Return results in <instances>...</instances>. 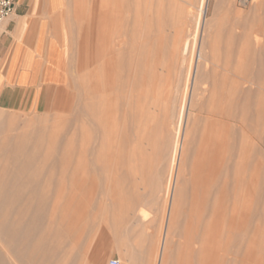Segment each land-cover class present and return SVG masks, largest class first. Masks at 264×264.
<instances>
[{
	"label": "rangeland",
	"instance_id": "1",
	"mask_svg": "<svg viewBox=\"0 0 264 264\" xmlns=\"http://www.w3.org/2000/svg\"><path fill=\"white\" fill-rule=\"evenodd\" d=\"M204 1L171 0L167 5L166 0H162L164 4L160 0H118L121 9L111 32L108 34L104 19L91 34L88 20L96 12L102 16L105 0H68L65 31L70 49L69 82L43 92L42 99L28 109L0 108V128L4 131L0 129V140L6 138L0 150V177L17 174L23 178L11 181L6 204L0 206V222L4 219L8 224L7 235L0 234V254L6 264H108L114 258L120 264H156L154 250L165 226L169 188L176 174V145L183 134L185 151L177 171L179 191L174 200L177 222L163 264L204 263L199 248L212 214L217 222L212 264H264V100L255 85H249L246 127L239 121H230L228 129L219 125L218 130L214 125L213 132L220 133L222 140V171L201 187L194 169L200 140L212 131L206 112L212 108L211 102H218L217 96L223 92L224 96L228 85L237 84L244 75L256 79L260 74L264 80V0ZM162 5L169 7L167 12ZM201 42V53L210 61L207 66L203 57H198ZM197 62L204 82L193 89ZM213 81L219 85L217 96L211 99ZM240 94L235 93V102ZM93 100L96 102L91 105ZM94 104L101 116L95 115ZM230 111L241 116L238 110ZM133 116L139 122L132 120ZM148 122L144 140L139 139L140 125L149 127ZM25 132L42 135L39 146L25 148L37 154L9 157L11 139ZM100 142L105 145L101 147ZM139 144L146 147H142L143 152ZM235 146H239L236 151ZM238 149L247 150L250 157L245 158V154L239 160ZM133 150H139L141 156ZM230 155L232 161L227 162ZM224 164L231 170L228 179ZM21 181L24 187L17 184ZM245 243L249 244L247 249ZM194 251H198L196 255Z\"/></svg>",
	"mask_w": 264,
	"mask_h": 264
},
{
	"label": "bare ground",
	"instance_id": "2",
	"mask_svg": "<svg viewBox=\"0 0 264 264\" xmlns=\"http://www.w3.org/2000/svg\"><path fill=\"white\" fill-rule=\"evenodd\" d=\"M157 1V0H156ZM159 1V0H158ZM161 1V3L160 2H158V4L160 3V4H164V3H162V0H160ZM169 1H171V0H169ZM168 0H166V2H167V5L169 4V5H171V3H168L169 2ZM175 1V0H174ZM206 1V0H205ZM204 1V2H205ZM117 2H118V0H105V4L103 5L104 7H103V12H102V16H100L99 14H96V13H94L93 15H92V17L93 18H91V17H89V18H91L90 20H88L89 21V29L91 28V34L96 30V28L98 27V25H99V23L101 22V21H103L104 19H105V25H107V28H108V34H109V32H111V30H112V26H114V24H115V22H116V20L115 19H117L116 17H117V13H118V11H119V9H121V5H117ZM152 2H153V0H152ZM178 1H176V3H177ZM173 3V2H172ZM175 2L173 3V4H176ZM158 4H157V10L160 8V5L158 6ZM204 5V4H203ZM163 7H164V5H162ZM178 6V3H177V5H176V7ZM94 7H96V4L94 3L93 4V8ZM176 7H171V10H173L174 8H176ZM204 7V6H203ZM203 7H201V9L199 10V11H201L202 13L204 12V8ZM155 8V7H154ZM165 9L164 10H166V12H167V9L169 8V7H164ZM94 10H96V9H94ZM161 10V9H160ZM122 11V10H121ZM160 12V11H159ZM162 12V11H161ZM168 12H169V10H168ZM174 13H175V11H173ZM200 12V14H202ZM158 13V12H157ZM166 14V13H165ZM169 14V13H168ZM168 14H166V15H168ZM173 14V13H172ZM156 15V14H155ZM158 15H159V13H158ZM204 15V14H203ZM202 15V16H203ZM161 16H162V13H161ZM205 16V15H204ZM159 17H160V15H159ZM102 18V19H101ZM164 18V17H163ZM170 21V20H169ZM159 25V24H158ZM176 25V24H175ZM160 27H162V25H160ZM176 27H178V26H176ZM203 28V27H202ZM163 29V28H162ZM161 29V30H162ZM171 29V28H170ZM157 31V30H156ZM163 31V30H162ZM177 31V30H176ZM175 32V31H174ZM164 33H166V31L164 32ZM176 33V32H175ZM157 34H158V32H157ZM174 34V33H173ZM202 35V34H201ZM169 36V35H168ZM162 37V36H161ZM177 37V36H176ZM256 37V36H255ZM166 38V37H165ZM164 38V39H165ZM177 38H179V37H177ZM259 38V36L257 37V38H255V39H258ZM92 39V38H91ZM157 39H158V37H157ZM160 39V38H159ZM171 39V41H172V38H170ZM243 40H245V39H243ZM247 40V39H246ZM260 40V39H259ZM259 40H257V42L259 41ZM155 41H156V39H155ZM202 41V40H201ZM93 42V41H92ZM158 42V41H157ZM245 42V41H244ZM256 42V43H257ZM162 43V42H161ZM167 43V42H166ZM163 44V43H162ZM170 44H172V43H170ZM248 44V43H247ZM155 46V45H154ZM179 47V46H178ZM199 48V55H198V57L199 58H201V57H203V59H204V61H205V66H207L208 64V59H207V57L206 56H203L202 55V48H203V42H201L200 43V46H198ZM160 48V47H159ZM202 52V53H201ZM171 54V53H170ZM204 54V53H203ZM175 55H176V53H175ZM142 56V55H141ZM177 56H178V54H177ZM181 56V55H180ZM160 57V56H159ZM161 57H163V56H161ZM179 57V56H178ZM166 59V58H165ZM148 60V59H147ZM156 60V59H155ZM164 60V59H163ZM181 60V59H180ZM149 61V60H148ZM177 61V60H176ZM142 62V61H141ZM210 62V61H209ZM162 63H163V61H162ZM156 64V63H155ZM161 64V63H160ZM167 65V64H166ZM200 65V64H199ZM138 67V66H137ZM142 67V66H141ZM154 67V66H153ZM164 67V66H163ZM152 68V67H151ZM96 70V69H95ZM140 70V69H139ZM152 71H153V69H151ZM163 70V69H162ZM202 69L198 66V62H197V64H196V66H195V68H194V75H193V80H192V84H193V89H194V87H197L198 86V84H202V82H204L203 80H202V75H203V72L201 71ZM95 72V71H94ZM155 72V71H154ZM191 72V71H190ZM91 73V72H90ZM136 73V72H135ZM92 74V73H91ZM138 74V73H137ZM151 74V73H150ZM93 75V74H92ZM94 75L96 76V74L94 73ZM153 75V74H152ZM156 75V74H155ZM157 76V75H156ZM156 76H155V78H153V79H156ZM249 76V75H248ZM208 77V76H207ZM250 77V76H249ZM249 77H246L245 78V75H244V77L242 76V79L239 81V82H237V84H235V83H233V82H231L228 86H229V88H228V90H227V93H225V95L223 96L222 94H224V92L223 93H221L220 95H218L217 96V93H216V89H217V87H218V85L219 84H217L216 85V83H219V81H220V79H219V81L218 82H215V81H213V84H212V90H211V95L210 96H212L211 97V99H214L216 96L218 97V102H217V100H216V103L214 102V100H213V102H211V105H213V106H211L212 108H210L208 111H206L208 114H209V116H207V119L211 122V124H210V129L212 128V131L210 132L211 134H209V133H205L204 135H203V137H202V140H200L202 143H201V145H200V147H199V150H198V153H197V157L195 156V158H196V161H195V159H194V169H196V173L198 174V177H199V185L201 186V187H204L206 184H208L209 183V178L211 179V176H213V175H216L217 173H219L220 172V170H221V163H222V161H223V157H222V155H220V144H221V137H220V133L219 134H215L216 132H213V130H214V127L217 125V127L219 126V125H223V126H226V128H227V126H228V124L229 123H231L230 121H239V122H241V124H242V127H246L247 125H246V118H248V107H249V105H250V100H249V98H250V95H251V87L252 86H250L249 87V85H255V90L259 93V95H261V97H262V99L264 100V80L261 78V76H260V74L259 75H257L256 76V79H252V78H249ZM102 77L100 76L99 77V79H101ZM105 77H103L101 80H103ZM92 79V78H91ZM206 80V79H205ZM223 80V79H222ZM224 81V80H223ZM139 82V81H138ZM151 82V81H150ZM163 82V81H162ZM169 82V81H168ZM206 82V81H205ZM225 82V81H224ZM100 83V82H99ZM221 83H223V82H221ZM103 84V83H102ZM107 84V83H106ZM127 84V83H126ZM137 84V83H136ZM151 84V83H150ZM154 84V83H153ZM156 84V83H155ZM205 84V83H204ZM208 84V83H207ZM228 84V83H227ZM226 84V82H225V85H227ZM248 86H247V85ZM98 85V84H97ZM129 84H127V86H128ZM146 85V84H145ZM223 85H224V83H223ZM224 85V87H227V86H225ZM99 86H101V85H99ZM103 86H106V85H103ZM123 86H125V84L123 85ZM127 86H125L126 88H127ZM217 86V87H216ZM221 86V85H220ZM97 87V86H96ZM109 87V86H108ZM124 87V88H125ZM206 87V86H205ZM101 88V87H100ZM129 88H130V85H129ZM172 88V87H171ZM105 89V88H104ZM110 89V88H109ZM149 89H150V87L148 88V92H149ZM162 89V88H161ZM205 89V88H204ZM219 89H221V88H219ZM98 90H100V89H98ZM141 90V89H140ZM152 91L154 90V89H151ZM223 90V89H222ZM151 91V92H152ZM218 91V90H217ZM221 91V90H220ZM226 91V90H225ZM100 92H102L101 90H100ZM140 92H142V91H140ZM150 92V93H151ZM167 92V91H166ZM216 93V95H214L215 93ZM222 92V91H221ZM236 92H238V94L239 93H241L240 95H242V97H240V96H238V98L240 97V99L237 101V102H235L236 100H235V97H234V95H235V93ZM95 93V92H94ZM97 93V92H96ZM95 93V94H96ZM105 93H107V92H105ZM149 93V94H150ZM91 94H93L92 92H91ZM94 94V97H96L97 95H95ZM152 94L153 93H151V96H152ZM161 94V93H160ZM166 95H167V93H165ZM103 95V94H102ZM146 95H147V93H146ZM202 95H204V94H202ZM142 97H144V94L143 95H141ZM150 98H151V96L150 95H148ZM92 97V96H91ZM93 97V98H94ZM109 97V96H108ZM107 97V98H108ZM139 97V96H138ZM137 97V98H138ZM148 97V98H149ZM223 97H225L224 98V100H225V104H222L221 102H222V99H223ZM102 98V97H101ZM111 98V97H110ZM105 99V98H104ZM130 99L132 100V98L130 97ZM140 99V98H139ZM142 99V98H141ZM146 101L147 100H149V99H147V96L144 98ZM191 99L192 98H190V100H189V104L191 103ZM211 99H210V101H211ZM90 100H92V98H90ZM125 100V99H124ZM127 100V99H126ZM161 100H163V99H161ZM235 100V101H234ZM101 101V100H100ZM152 101V100H151ZM206 101H207V99H206ZM210 101H209V103H210ZM260 101L262 102V100L260 99ZM93 102H94V100L92 101V104L91 105H93ZM96 102V101H95ZM94 102V103H95ZM105 102H106V99H105ZM105 102H104V100H103V103L105 104ZM131 102V101H130ZM154 102H155V99H154ZM91 103V102H90ZM107 103V102H106ZM112 103V102H111ZM150 103V102H149ZM137 104V103H136ZM155 104H158V103H155ZM97 105V104H96ZM196 105V104H195ZM104 106V105H103ZM106 106V105H105ZM104 106V107H105ZM139 106V105H138ZM181 106V105H180ZM210 106H208V108L210 107ZM90 107V106H89ZM92 107V106H91ZM95 104H94V106H93V109L95 110ZM113 107V106H112ZM129 107V106H128ZM214 107V108H213ZM226 107H228V109H229V111H226ZM106 108V107H105ZM158 108V107H157ZM203 108V107H202ZM101 109H102V107H101ZM107 109V108H106ZM105 109V110H106ZM124 109V108H123ZM143 109V108H142ZM156 109V108H155ZM154 109V110H155ZM159 109V108H158ZM230 109H234V110H238V111H240V113H241V116H236V114L234 113V112H232V111H230ZM92 110V109H91ZM94 110H93V112H94ZM112 110H113V108H112ZM127 110H129V109H127ZM139 110H141L140 108H139ZM149 110V109H148ZM200 110V109H199ZM204 110V109H203ZM202 110V111H203ZM95 111H97V110H95ZM106 111H108V110H106ZM123 111H126V110H123ZM150 111V110H149ZM187 111H189V110H187ZM237 111V112H238ZM98 112L99 111H97V113H95V115L96 114H98ZM137 112H138V110H137ZM136 112V113H137ZM141 112H142V110H141ZM140 112V113H141ZM152 112V111H151ZM151 112H148L149 113V116H150V113ZM154 112V111H153ZM160 112V111H159ZM107 113V112H106ZM109 113V112H108ZM125 113V112H124ZM131 113V112H130ZM129 113V114H130ZM135 113V111H133V114ZM135 113V114H136ZM140 113H138V114H140ZM143 113H145V111L143 112ZM157 113V112H156ZM173 113V112H172ZM101 114H103V113H101ZM112 114V113H111ZM142 114V113H141ZM140 114V115H141ZM147 114V113H146ZM153 114V113H152ZM202 114V113H201ZM104 115V114H103ZM109 115H110V113H109ZM157 115V114H156ZM155 115V117L156 118H158L157 116ZM172 115V114H171ZM97 116H101L100 114H98ZM108 116V115H107ZM124 116V115H123ZM136 116H137V114H136ZM135 116V117H136ZM143 116V115H142ZM149 116H147L146 118H148ZM199 116V115H198ZM204 116V115H203ZM135 117L133 116V118H132V120L134 119V120H136L135 119ZM145 117V116H144ZM143 117V118H144ZM194 117V116H193ZM237 117L239 118V120H237ZM107 118V117H106ZM141 118V117H140ZM150 118V117H149ZM155 118V119H156ZM173 118V117H172ZM201 118V117H200ZM108 119H110V118H108ZM152 119V118H151ZM104 121V120H103ZM106 121V120H105ZM109 121V120H108ZM138 120H136V122H137ZM155 121H158V120H155ZM167 121V120H166ZM181 121V120H180ZM195 121V120H194ZM203 121V120H202ZM109 122H111V121H109ZM139 122V121H138ZM105 123V122H104ZM133 123H135V121H133ZM149 123V127H148V124H144V125H140V127H139V129H141L142 127V130H140L141 131V134L139 135V139H143L144 140V135H146V132H147V128L149 129L150 128V122H148ZM151 123H152V121H151ZM162 123L163 122H161L160 123V126L162 125ZM200 123V122H199ZM136 124V123H135ZM135 124H134V126H135ZM140 124V123H139ZM194 124V123H193ZM209 124V123H208ZM132 125V124H131ZM158 125V124H157ZM156 125V126H157ZM215 125V126H214ZM233 125V124H232ZM97 127H98V125H96ZM102 126H104V125H102ZM159 126V127H160ZM201 126H202V124H201ZM230 124H229V127L228 128H230ZM239 126V125H238ZM108 127H110V126H108ZM159 127H157V129L159 128ZM241 127V128H242ZM96 128V127H95ZM107 128V127H106ZM132 128H133V126H132ZM161 128H162V126H161ZM166 128V127H165ZM222 128V127H221ZM227 128V129H228ZM2 131H3V129L2 128H0ZM8 129V128H7ZM156 129V128H155ZM156 129V130H157ZM205 129H207L206 127H205ZM218 130L220 129V126L217 128ZM243 129V128H242ZM98 130V129H97ZM97 130H96V132H97ZM109 130V129H108ZM111 130H112V128H111ZM117 130V129H116ZM136 130H137V128H136ZM162 130V129H161ZM160 129L158 130V131H161ZM225 130V129H224ZM104 131H106V130H104ZM110 131V130H109ZM165 131V130H164ZM168 131V130H167ZM4 132V131H3ZM96 132L94 133V134H96ZM161 132H163V131H161ZM198 132V131H197ZM209 132V131H208ZM225 132H227L226 130H225ZM224 132V133H225ZM228 132H229V130H228ZM227 132V133H228ZM242 132V131H241ZM100 133H101V131H100ZM107 133V132H106ZM157 133H159L160 134V136L161 135H163V134H161L160 132H157ZM231 133H233V132H231ZM151 134V133H150ZM230 134V133H229ZM233 134H236V133H233ZM97 135V134H96ZM99 135V137H100V139H101V137H103L102 136V134H101V136H100V134H98ZM107 135V134H106ZM155 135H158V134H156L155 133ZM225 135V134H224ZM228 135V134H227ZM226 135V136H227ZM42 136V135H41ZM40 136V137H41ZM233 136V135H232ZM243 136V135H242ZM40 137H38V135H36V136H33L32 135V133H24L23 135H19L18 136V138H15V139H11V142H10V144L12 145V149L9 151V153H8V156L9 157H12V158H19V157H24V158H27V157H34L36 154H37V152H36V150L35 151H33V152H28V151H26L25 150V148L26 147H28V146H30L31 144H32V147L34 148V147H37V146H39L40 145ZM137 137H138V135H137ZM136 136H135V138L138 140V138H137ZM94 138H95V136H94ZM107 138V137H106ZM134 138V137H133ZM155 138H156V136H155ZM160 138H162V136L160 137ZM223 138V137H222ZM226 138V137H225ZM232 138V137H231ZM147 139V138H146ZM163 139V138H162ZM152 140H153V138H152ZM157 140V139H156ZM155 140V141H156ZM175 140V139H174ZM174 140H173V142H174ZM184 140H185V137H184V134H183V136H182V138H181V140L179 141V142H177V145H176V150L178 151V155H177V160H176V164H175V168H176V174H175V177H174V181H173V184H172V186H171V188H169L171 191V199H169L170 200V202H169V205H168V209H167V216H166V221H165V226H164V229L162 230V235H161V239H160V241H159V245L158 244H156V249L154 250V252H155V257L157 258V263L156 264H163V260H164V258H165V256H166V252L168 251V249H169V245H170V240H171V234H172V229H173V225L177 222H175L174 223V220H175V205H174V200H175V197L177 196V194H178V187H176V180H177V175H178V169H179V166H180V162L182 161V157H183V154H184V152H183V150H184V143H186V142H184ZM190 140V139H189ZM235 139H233L232 138V141H234ZM241 140H243L242 138H241ZM5 141H6V138H2L1 140H0V150H2V148L5 146ZM100 141H102V140H100ZM138 141H140V140H138ZM192 141V140H191ZM224 142H227V141H223V143ZM235 142H236V140H235ZM240 142V141H239ZM101 143V147L103 146V145H105V143L104 142H100ZM141 143V142H140ZM152 143H153V141H152ZM103 144V145H102ZM143 144H144V142H143ZM156 144V143H155ZM196 144V143H195ZM236 144V143H235ZM241 144H243V145H245L244 144V142L243 141H241ZM140 146H139V150L141 151V149H142V145L141 144H139ZM222 145V144H221ZM234 145V144H233ZM242 145V146H243ZM246 145H247V143H246ZM145 146H147V145H145ZM151 146H152V144H151ZM159 146V145H158ZM157 146V147H158ZM198 146V145H197ZM230 146H231V144H230ZM239 146H241L240 144H239ZM239 146H235V151L237 150L236 148H238ZM241 146V147H242ZM136 146H134V148H135ZM233 146H231V148H232ZM240 147V148H241ZM245 147V146H244ZM143 148H146V147H143ZM148 148V147H147ZM224 148V147H223ZM123 149V148H122ZM138 149V148H137ZM150 149H152L151 147H150ZM158 149V148H157ZM172 149V148H171ZM228 149V148H227ZM226 149V150H227ZM242 149V148H241ZM139 150H133L134 151V153H136V151H137V154L138 155H140L141 156V154H139L138 153V151ZM143 150H145V149H142V151L141 152H143ZM175 150V151H176ZM192 150V149H191ZM230 150H232V149H230ZM230 150H228V151H230ZM139 151V152H140ZM147 151V150H146ZM153 151V150H152ZM185 151V150H184ZM193 151V150H192ZM227 151V152H228ZM233 151V150H232ZM232 151H230V152H232ZM246 152H247V150H245ZM127 152V151H126ZM151 152V151H150ZM149 152V153H150ZM226 152V153H227ZM234 152V151H233ZM246 152L244 153V151L243 150H240V149H238V152H237V155L239 156V160H240V158H243L242 156H244L245 154H246ZM177 153V152H176ZM236 153V152H235ZM260 153V152H259ZM194 154V153H193ZM234 154V153H233ZM144 155V154H143ZM142 155V156H143ZM151 155V154H150ZM153 155V154H152ZM126 156V155H125ZM137 156V155H136ZM193 156V155H192ZM250 157V154H246L245 155V158H247V157ZM153 157V156H152ZM130 158H131V156H130ZM138 158H140V157H138ZM226 158V157H225ZM229 158V159H228ZM227 158V162H228V160L229 161H232V157H231V155L229 156ZM142 159V158H141ZM157 159V158H156ZM236 159V158H235ZM238 159V158H237ZM150 160V159H149ZM226 160V159H225ZM237 160H235V162H236ZM193 162V161H192ZM244 163H246V162H244ZM193 164V163H192ZM225 165V164H224ZM228 165V164H227ZM227 165H225L226 166V171H225V178H227L228 179V174H230V167H228ZM232 165H234V164H232ZM222 166H223V164H222ZM236 166H238V165H236ZM235 167V166H234ZM224 168V167H223ZM172 170V169H171ZM233 171H234V169H232ZM180 171V170H179ZM222 171V170H221ZM233 173H236V172H233ZM232 174V173H231ZM233 176H235L234 174H233ZM197 177V178H198ZM232 177V176H231ZM18 178H20V179H22L23 180V178H22V176H18L17 174H14V175H8V176H5V175H3V176H1L0 177V179H1V181H0V206L1 205H5L6 204V197H7V188L11 185V181L12 180H14V179H18ZM198 181V180H197ZM232 181H234V179L232 180ZM226 182H227V180H226ZM231 182V181H230ZM19 186H25V184H24V182L23 181H21L20 183H17ZM217 185H218V183H217ZM222 185V184H221ZM224 185V184H223ZM229 184H228V182H227V186H228ZM234 186V185H233ZM224 187H225V185H224ZM208 188H209V186H208ZM217 188V187H216ZM222 188V187H221ZM236 188V187H235ZM234 189V188H233ZM212 190V189H211ZM218 191V190H217ZM243 191V190H242ZM213 194V193H212ZM210 195V194H209ZM210 197V196H209ZM233 197V196H232ZM260 197V196H259ZM263 197V196H262ZM264 198V197H263ZM215 199V198H214ZM213 199V200H214ZM228 199V198H227ZM238 199V198H237ZM259 199V198H258ZM217 200V199H216ZM225 200V199H224ZM230 200V199H229ZM235 200V199H234ZM232 201V200H231ZM215 202H217V201H215ZM233 202V201H232ZM239 202V201H238ZM241 202V201H240ZM234 203V202H233ZM227 204V203H226ZM240 204V203H239ZM210 205V204H209ZM208 205V206H209ZM264 205V204H263ZM229 205H227L226 207H228ZM231 206V205H230ZM205 207V206H204ZM207 207V206H206ZM217 207V206H216ZM215 207V208H216ZM239 207V206H238ZM248 207V206H247ZM235 208V207H234ZM205 209V208H204ZM203 209V210H204ZM212 209H213V207H212ZM216 209H219V207L218 208H216ZM229 209V208H228ZM231 209V208H230ZM233 210V209H232ZM237 210H239V209H237ZM146 211V210H145ZM220 213H221V211H220V209L218 210ZM235 211V210H234ZM252 211V210H251ZM205 212V211H204ZM236 212V211H235ZM235 212H233L232 211V214L233 213H235ZM253 212V211H252ZM222 213H223V211H222ZM243 213V212H242ZM236 215H237V213H235ZM250 214V213H249ZM252 214H254V213H252ZM209 215H210V212H209ZM208 215V216H209ZM213 215V217L209 220L208 219V223H207V225H205L206 226V228H205V233H204V235H203V240H204V243H203V240L201 241L202 243H203V245L199 248V250H201V252L203 253L202 254V256H203V259H204V263L203 264H206L205 263V261L207 260V259H209L210 260V264H212V263H214V255H215V251H216V235H217V222H216V219H215V215L214 214H212ZM239 215H240V212H239ZM244 215V214H243ZM247 215V214H246ZM251 215V214H250ZM211 216V215H210ZM216 216H217V214H216ZM231 217H234V215L233 216H231ZM240 217H241V215H240ZM239 217V218H240ZM251 218V217H250ZM229 219V218H228ZM241 220H243L242 219V217L240 218ZM252 219V218H251ZM231 220H229V222H230ZM240 221V220H239ZM255 221V219L253 220V222ZM225 222V221H224ZM232 222V221H231ZM230 222V223H231ZM219 223V222H218ZM248 223V222H247ZM243 224H246V223H243ZM222 225V224H221ZM175 226V225H174ZM232 226H233V228H234V225L232 224ZM223 227H224V225H223ZM229 227V226H228ZM254 227V226H253ZM252 227V228H253ZM142 228V227H141ZM133 229V228H132ZM157 229V228H156ZM224 229V228H223ZM243 229V228H242ZM140 230H142V229H140ZM227 230V229H226ZM231 230V229H230ZM258 230V229H257ZM7 231H8V224H7V222L4 220V219H2L1 220V222H0V234H2V235H4V236H6L7 235ZM228 231V230H227ZM243 231V230H242ZM251 231H252V229H251ZM146 232V231H145ZM148 232V231H147ZM146 232V233H147ZM176 232V231H175ZM174 232V233H175ZM129 233H130V230H129ZM142 233V232H141ZM227 233V232H226ZM152 234V233H151ZM222 234V233H221ZM228 234H230V233H228ZM232 234V233H231ZM234 234V233H233ZM239 234V233H238ZM138 235V234H137ZM236 235H237V233H236ZM242 235V234H241ZM173 236V235H172ZM235 236V235H234ZM136 238H138V236L136 237ZM201 238V237H200ZM228 238V237H227ZM237 239V238H236ZM246 239V238H245ZM248 240V239H247ZM172 241V240H171ZM249 241V240H248ZM151 242L152 241H150V245H151ZM173 242V241H172ZM244 242V241H243ZM239 243V242H238ZM241 243V242H240ZM239 243V244H240ZM242 245V244H241ZM245 245H246V243H245ZM245 245H243V247H245ZM247 245H249V244H247ZM247 245H246V249H247ZM141 246V245H140ZM139 246V248H141ZM238 247H240L239 245H237ZM227 247H228V245H227ZM242 247V246H241ZM242 247V248H243ZM252 247V246H251ZM224 248V247H223ZM223 248H222V250H223ZM152 249V248H151ZM228 248H226L224 251H226ZM240 249V248H239ZM132 250V249H131ZM146 250V249H145ZM222 250H221V252H222ZM244 250V249H243ZM140 251H142V248L140 249ZM229 252H227V254L229 253L230 254V249L228 250ZM1 252V251H0ZM148 252V251H147ZM146 252V253H147ZM195 252V251H194ZM196 252H198V251H196ZM196 252H195V255H196ZM138 253H140L139 251H138ZM235 253V252H234ZM245 253L247 254V252H246V250H245ZM148 254V253H147ZM147 254H145L146 256H147ZM199 254V253H198ZM222 254V253H221ZM220 254V255H221ZM223 254H225V253H223ZM242 254H243V252H242ZM149 255V254H148ZM168 255V254H167ZM233 255V254H232ZM235 255V254H234ZM224 256V255H223ZM229 256H231V255H229ZM229 256H227V257H229ZM224 257H226V255L224 256ZM236 257V256H235ZM240 257H241V253H240ZM223 258V257H222ZM232 258V257H231ZM212 259H213V261H212ZM230 259V258H229ZM246 259H247V257H246ZM228 260V259H227ZM240 260V259H239ZM238 260V261H239ZM224 261V260H223ZM222 261V262H223ZM229 261V260H228ZM235 261V260H234ZM253 261V260H252ZM259 262V261H258ZM209 262L207 261V264H208ZM230 263H231V261H230ZM0 264H6V262H5V260H4V258H3V256L0 254ZM198 264V263H197ZM201 264V263H200ZM217 264H218V261H217ZM228 264V263H227Z\"/></svg>",
	"mask_w": 264,
	"mask_h": 264
},
{
	"label": "crops",
	"instance_id": "3",
	"mask_svg": "<svg viewBox=\"0 0 264 264\" xmlns=\"http://www.w3.org/2000/svg\"><path fill=\"white\" fill-rule=\"evenodd\" d=\"M13 2L0 27V108L22 110L69 82L68 0Z\"/></svg>",
	"mask_w": 264,
	"mask_h": 264
},
{
	"label": "built area",
	"instance_id": "4",
	"mask_svg": "<svg viewBox=\"0 0 264 264\" xmlns=\"http://www.w3.org/2000/svg\"><path fill=\"white\" fill-rule=\"evenodd\" d=\"M14 2L13 0H0V27L3 22L13 14L14 12ZM108 264H120L118 259H110Z\"/></svg>",
	"mask_w": 264,
	"mask_h": 264
}]
</instances>
